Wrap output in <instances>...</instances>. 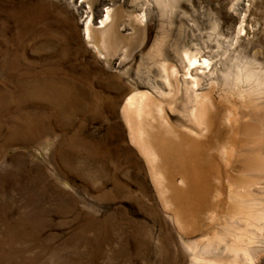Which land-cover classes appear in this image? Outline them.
<instances>
[{
    "label": "rangeland",
    "instance_id": "obj_1",
    "mask_svg": "<svg viewBox=\"0 0 264 264\" xmlns=\"http://www.w3.org/2000/svg\"><path fill=\"white\" fill-rule=\"evenodd\" d=\"M113 1L127 31L121 54L98 29L84 37L75 2L0 0V264H264V0ZM153 36L212 57L201 87L226 98L235 128L211 205L187 230L163 206L122 115L131 90H151L140 80L164 84L153 49L117 65ZM169 102L183 117L184 92Z\"/></svg>",
    "mask_w": 264,
    "mask_h": 264
},
{
    "label": "bare ground",
    "instance_id": "obj_2",
    "mask_svg": "<svg viewBox=\"0 0 264 264\" xmlns=\"http://www.w3.org/2000/svg\"><path fill=\"white\" fill-rule=\"evenodd\" d=\"M71 1L83 12L81 23L84 37L90 39L93 35L91 29H98L104 46L108 47L110 44L111 49L118 50V34L121 31L127 32L122 28L125 26H117L121 17V5L112 0L101 2L92 9L89 2L84 4L83 0ZM95 23L104 25L100 28L94 26ZM140 23L135 22L133 28L140 29ZM126 28L130 29L127 25ZM173 44H157L153 36L148 45L146 40L140 41L130 51L122 53L117 65L131 67L145 48L153 49L159 60L164 82L162 87L153 85V81L149 83L151 79L144 83L140 80L139 85L142 88L148 87L151 90H131L122 106V115L128 137L144 158L163 206L178 229L187 230L201 219L211 205L215 184L219 179V162L224 159L225 149L235 128L231 123L232 119L230 120L231 113L222 107L226 98L220 95L221 93L213 94V88L209 84L205 88L201 87L203 80L211 78L215 68L211 62L212 57L184 48L180 53L179 45ZM111 49L106 48L103 54L101 53L104 58L109 59L108 61L114 55ZM130 53V57L126 59ZM163 89H167L166 92ZM178 89L184 92L186 101L183 117L171 115V110L174 111L177 106L169 100ZM166 103L170 105L169 109ZM174 173L181 175L180 180L184 188H178L179 183L171 176ZM192 243L197 246L199 241ZM212 244L205 242L203 246L209 251L213 247Z\"/></svg>",
    "mask_w": 264,
    "mask_h": 264
}]
</instances>
